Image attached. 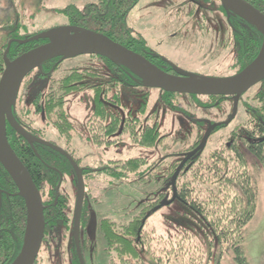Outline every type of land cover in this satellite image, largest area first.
<instances>
[{"label":"trees","instance_id":"obj_1","mask_svg":"<svg viewBox=\"0 0 264 264\" xmlns=\"http://www.w3.org/2000/svg\"><path fill=\"white\" fill-rule=\"evenodd\" d=\"M138 1L97 0L82 10L70 5L63 11L69 16V24L96 30L133 50L132 46L125 42V35L130 31L126 30L125 19L130 8ZM251 3L264 13V0H251ZM220 9L224 11L222 6ZM90 23L94 27H90ZM229 23L232 27V35L229 38L232 44L238 47L235 48V60L239 69H243L257 55L263 37L257 26L239 15H233ZM39 32L42 31L38 30L37 33ZM10 35L19 40L32 37V34L18 32ZM46 41L37 39L21 43L14 40L9 47L7 58L12 60ZM190 42L196 43L197 40L191 38ZM5 46L6 44H3L0 48V76L5 63L3 59ZM84 55L91 58V61L73 65L59 75H55V72L65 59L60 63H57L59 58L44 62L41 70L45 74H40L35 82L40 77H43L45 82L48 77V82L35 92L28 88L29 76L24 78L13 109V117L28 132L41 138L44 130L32 125L34 120H28L24 113H29L30 110L36 114L43 112L44 126L48 123L53 124L60 135L69 139L75 127L64 107L66 97L87 89L92 92V110L85 126L87 138L92 144L96 147L117 146L122 135H126L132 145L162 148L164 152L155 162H150L147 157L135 156L123 160L114 159L106 167H100L97 172L84 171L85 177L105 173L122 181L145 182L160 179L163 183L164 188L159 197L140 203L139 209L130 220L117 222L103 217L99 221L98 229L106 241L105 250L115 255L112 263L148 264L145 254L149 253L155 264H175L177 259H180L179 264H208V260L211 259L215 264H220L224 256L233 258L235 264H249L243 244L246 240V225L256 212L257 188L247 155L251 154L254 157L264 176V139L258 140L264 136V97L258 95L261 101L256 110L248 115L246 121L239 119L237 124H233L236 121L234 118L228 124H220L211 131L208 142L216 131L227 129L223 137H234L229 146L222 141L223 149L215 147L213 150H207L206 144L202 152L192 154L181 167L176 178L177 196L173 202L182 206L183 209L178 211H183V215L177 218V222H173L175 228L178 226L173 236H159L158 242L154 243V238L146 227L149 215L154 212L151 209L162 198L169 199L172 196L170 179L176 167L185 154L199 145L205 133V115L198 118L193 112L189 114L184 102L194 110L208 111L213 107L222 109V101L225 99L220 95L200 96L159 89L161 92L159 100L168 104L173 111H182L187 118L185 121L187 123L171 135L172 143L168 145L164 141L169 135L162 133L160 129V112L157 108L146 112L149 87L142 85L140 78L127 68L104 56ZM137 88L142 91L138 92ZM126 91L136 92L135 98L139 99L137 106L128 107L124 101ZM241 103L243 108H247V103L244 101ZM22 106H25L26 110H22ZM6 129L13 151L28 169L35 185L39 190V183L48 187L42 201L43 206L48 205L44 208L46 224L54 225L57 221L71 220L68 213H65V210H69L67 197L58 195L56 190L60 176L73 173L69 161L47 146L35 143L32 148L9 125ZM176 144L181 147L172 149ZM64 150H67L79 164L78 158H74L71 150L67 148ZM0 192V264H10L23 245L26 210L23 198L18 195L17 187L2 164ZM171 203L172 201L166 205ZM173 219H176L175 215L167 218L169 223ZM80 242L83 248L81 236ZM73 251L76 254L75 248ZM75 261L79 264L77 254Z\"/></svg>","mask_w":264,"mask_h":264},{"label":"rangeland","instance_id":"obj_2","mask_svg":"<svg viewBox=\"0 0 264 264\" xmlns=\"http://www.w3.org/2000/svg\"><path fill=\"white\" fill-rule=\"evenodd\" d=\"M94 1L97 0H0V48L3 44H6L3 55L9 41L15 38L10 37V34L18 32L34 36L37 35L38 30L47 32L60 25H69V16L63 11L64 8L74 5L78 10H82ZM173 1L174 3L169 6V10L162 16L164 11L161 12L156 7L148 6L151 0H139L126 16V30H135L134 27H137L136 23H139V29H141L149 47L167 56L171 62L179 64V68L188 73L191 72L195 75L206 77H224L235 74L239 66L235 62L236 50L232 40L229 38L232 35V28L229 26L226 16H224V11L220 9L221 5H219L218 0H201L202 2L198 5H192L189 0ZM151 8L152 11H150ZM161 18L165 19L164 22H162ZM219 25L225 28L224 32H220ZM90 27H94V25L90 23ZM192 37L196 38V43L190 42ZM11 43L8 45L7 54ZM260 48L258 53L261 50ZM88 61L90 62L91 58L82 54L65 59L59 70L55 72V75L62 74V72H65L67 68L73 65H82ZM40 74L44 75L45 73L40 69H34L27 75L29 76L28 88L31 92H35L40 86L48 82V77L46 82L43 77H40L35 82V79ZM147 89L149 90L146 112L158 109L160 112L159 123L161 132L169 135L164 143L169 145L172 143L171 135L187 123L185 122L187 118L182 111H173L168 104L166 105L164 101L159 100L161 95L159 88ZM137 91L140 92L142 89L137 88ZM259 94L264 95V83L253 86L242 95V100H238V109L234 117L236 121L234 120L233 124H237L239 119L246 121L251 113L248 107L252 110V107L259 105L261 101L259 100ZM91 97L92 92L87 89L66 97L67 101L64 103V107L67 110V115H69V120L75 127L69 139L60 135L53 124L48 123L44 126L45 123H42V120H44L45 116L42 115V112L36 114L33 110H30L29 113H24V117L28 120H34L32 125L44 130V135L41 138L55 141L57 142L55 144L63 149L71 150L74 158H78L81 167L89 165L100 167V164L105 161L123 160L135 156L147 157L150 162H155L160 158L164 152L161 147L155 149L132 145L126 135H122L117 146L96 147L92 144L87 138V127L85 126L87 117L92 110ZM135 97L136 92L126 91L124 101H126L128 107L137 106V100L139 99ZM242 101L247 103V108L241 106ZM184 104L189 114L193 112L195 117L198 118L205 115V130L209 123L214 124L215 122L226 121V118L233 111L231 99L222 101V109L221 107H213L208 111L194 110L192 107L189 108L185 102ZM23 109L26 110L25 106H22ZM19 110L21 112L20 107ZM226 132L227 129L216 131L209 142L207 139V150H213L215 147L223 149L221 142L225 141L223 136ZM180 147L181 145L176 144L172 146V149ZM247 159L250 162L252 177L257 188V203L256 212L246 225V240L243 246L245 257L249 264H264V176L251 154L247 155ZM62 177L57 183L56 190L58 195L62 194L67 197L68 208L70 209L67 215L71 220H69L67 227H59V229L55 230L57 232L53 236L54 239L48 243L43 242L34 264H77L75 261L76 254L73 251V231H71L72 221L74 220L77 184L75 183L74 173L66 176L62 175ZM83 183L85 184V196L84 205H82L85 210L82 215L80 236L84 242L83 248H81L84 264H114L112 260L115 255L113 252L105 250L106 241H104L98 229L99 221L103 217L117 222L130 220L132 215L139 209L140 203L156 200L159 197L161 190L164 188L162 180L128 182L101 173L83 178ZM47 189L48 187L43 185L42 194L40 195L42 201ZM170 198H162L153 208L159 207L155 208L154 212L149 215L146 227L154 238V243L158 242L159 236H173L178 227L176 226L175 228L173 222H177V218H181V215H183V211H178L183 209L179 203L173 202V200L171 205L163 203L170 200ZM174 215L176 219L169 223L167 218ZM145 258L148 264L156 263L151 259L152 257L149 253L145 254ZM177 260L175 264L180 263V259ZM208 264H215V262L211 259L208 260ZM220 264H235V262L233 258L224 256Z\"/></svg>","mask_w":264,"mask_h":264},{"label":"water","instance_id":"obj_3","mask_svg":"<svg viewBox=\"0 0 264 264\" xmlns=\"http://www.w3.org/2000/svg\"><path fill=\"white\" fill-rule=\"evenodd\" d=\"M221 5L227 13H235L257 26L262 34L263 43L260 52L244 69L232 76L206 77L198 76L175 67V75L163 71L157 65H153L145 56L128 49L123 44L117 43L107 35L87 27L74 24L60 25L47 32H40L26 39H11L8 45L15 41L26 43L29 40L46 39L47 41L38 46L26 50L14 59L7 58L4 52V69L0 76V164L3 165L7 174L11 177L18 189V195L23 198L26 210L24 239L21 250L11 264H34L37 254L41 248L44 238L45 220L42 197L35 185L28 169L13 151L7 136V124L17 135H20L34 148V144L47 146L56 150L69 161L76 177L77 191L75 201V212L72 224V240L79 264H84L81 252L80 238V215L84 201V187L82 167L79 166L71 154L54 142L39 138L24 129L13 117V109L18 97L22 81L34 69H40L41 65L50 59L59 58L57 63L64 59L73 58L76 55L93 54L104 56L111 61L122 65L140 78L141 84L149 88H159L165 92L194 94V95H220L234 96L233 111L226 121L215 122L208 125L204 131L199 145L184 158L176 167L171 177L172 196L170 200L163 203L168 204L177 196L176 178L183 164L188 161L192 154L203 151L206 141L214 127L226 125L232 121L237 113V104L242 93L264 79V13L256 6L246 0H220ZM43 115V112H42ZM264 139V136L258 140ZM62 178V175L60 176ZM1 202V199H0ZM159 206L155 207L158 208ZM155 208H152L154 210ZM148 217V214L146 215ZM146 217L142 220L145 221Z\"/></svg>","mask_w":264,"mask_h":264},{"label":"flooded vegetation","instance_id":"obj_4","mask_svg":"<svg viewBox=\"0 0 264 264\" xmlns=\"http://www.w3.org/2000/svg\"><path fill=\"white\" fill-rule=\"evenodd\" d=\"M190 1V3L192 4V5H198V4H200L202 1L201 0H189ZM205 1V0H204ZM248 3H251V0H246ZM218 2H219V5H221V3H220V0H218ZM174 3V1L173 0H151V2L148 4V6L149 7H156L158 10H160L161 12H163V14H162V16L169 10V6H171L172 4ZM252 5H254L253 3H251ZM222 6V5H221ZM254 6H256V5H254ZM257 7V6H256ZM134 7H131L130 8V10H132ZM258 9H259V7H257ZM130 10H129V12H130ZM260 10V9H259ZM150 11H152V8H151V10ZM261 11V10H260ZM129 14V13H128ZM232 15V16H231ZM233 15H236L234 12L233 13H227L226 11H225V9H224V16H226V19H227V21L229 22V19L231 18V17H233ZM162 19V18H161ZM126 20V19H125ZM164 18L162 19V22H164ZM127 21V20H126ZM183 24H186V23H183ZM136 25H137V27H134L135 28V30L133 29V30H130L129 31V33L128 34H126L125 35V42L126 43H128L129 45H131L132 46V49H133V51L134 52H136V53H138V54H141V55H143V56H145L153 65H157L159 68H161L163 71H165V72H168V73H170V74H173V75H175L176 73H175V67L177 68H179V64H175V63H173V62H171L170 61V59L167 57V56H165V55H163L162 53H159V52H157V51H154V49L152 50L150 47H149V45L146 43L147 41H146V39H145V37H144V35H142V31H141V29H139L140 28V26H139V23H136ZM229 26L231 27V25H230V23H229ZM232 28V27H231ZM130 29V28H129ZM219 30H220V32H224V30H225V28H223L221 25H219ZM185 37V36H184ZM192 38H194L195 40H196V38L195 37H192ZM234 48H238L237 46H235L234 45ZM256 57V56H255ZM235 62H236V60H235ZM244 69V68H243ZM242 69H238L236 72H239V71H241ZM235 72V73H236ZM232 75H235V74H232ZM232 75H230V76H232ZM260 83H264V79L263 80H260L258 83H256V85L257 84H260ZM255 86V85H254ZM253 87V86H252ZM251 87V88H252ZM250 89V88H249ZM247 92V91H246ZM245 93V92H244ZM244 93H242L241 95H240V98H239V101H240V99H242V95H244ZM260 96H262V97H264V95L263 94H259ZM221 97H223L225 100H229V99H231L232 100V107H233V103H234V96H229V95H225V96H221ZM224 100V101H225ZM253 109L251 110V108H249L248 107V109L250 110V112H254L255 110H256V106L255 107H252ZM222 122V121H221ZM213 123V122H212ZM8 125V124H7ZM40 138V137H39ZM115 138H117V137H115ZM47 140V139H46ZM49 141V140H48ZM232 141H234V137H232V136H228V137H225V143H227V145L229 146L230 144H231V142ZM51 142V141H50ZM196 148V147H195ZM193 150V149H192ZM191 152V151H190ZM184 158V157H183ZM110 162V161H109ZM109 162H103V163H101L100 164V167H106L107 165H108V163ZM79 166L81 167V165L79 164ZM100 167H94V166H91V165H89V166H82V172H83V178H85V174H84V171H86V170H91V172H97L99 169H100ZM72 168V167H71ZM6 171V170H5ZM72 172H73V169H72ZM74 173V172H73ZM74 177H75V173H74ZM63 178V177H62ZM61 179V178H60ZM59 182V181H58ZM75 183H76V177H75ZM38 186H40V190L43 188V185H42V183H39V185ZM58 186V185H57ZM38 188V187H37ZM57 188V187H56ZM38 190H39V188H38ZM40 190H39V192H40ZM1 193V192H0ZM84 205V204H83ZM82 205V211H81V215H80V226H79V230L80 229H82L81 227V223H82V218H81V216L83 215V211L85 210V207ZM46 207H48V205H44V208H46ZM45 210V209H44ZM70 210V209H69ZM69 210L67 211V210H65V213H68L69 212ZM67 211V212H66ZM85 213V212H84ZM68 223H69V221L68 222H64V221H57V223H55L54 225L52 224H50V223H48V224H46V222H45V229H44V238H43V240H42V244H43V242H45V243H48L50 240H52V239H54L53 238V236L55 235V232H57V231H55V230H57V229H59V227H67L68 226ZM72 223H73V221H72ZM84 229V228H83ZM72 231V230H71ZM80 232H81V230H80ZM80 235H81V233H80ZM46 240V241H45ZM79 240H80V238H79ZM80 242V241H79ZM41 247H42V245H41ZM74 248H75V246H74Z\"/></svg>","mask_w":264,"mask_h":264}]
</instances>
